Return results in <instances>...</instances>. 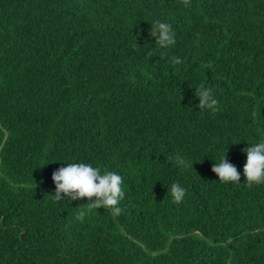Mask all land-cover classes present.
<instances>
[{
    "label": "trees",
    "instance_id": "16d2710c",
    "mask_svg": "<svg viewBox=\"0 0 264 264\" xmlns=\"http://www.w3.org/2000/svg\"><path fill=\"white\" fill-rule=\"evenodd\" d=\"M261 138L264 0H0V264H264V184L211 171ZM80 161L122 175L119 215L53 199Z\"/></svg>",
    "mask_w": 264,
    "mask_h": 264
},
{
    "label": "clouds",
    "instance_id": "9594fccd",
    "mask_svg": "<svg viewBox=\"0 0 264 264\" xmlns=\"http://www.w3.org/2000/svg\"><path fill=\"white\" fill-rule=\"evenodd\" d=\"M150 35L154 44L160 49L170 51L177 45L178 35L172 23L156 19L151 23ZM172 65H180L183 60L179 56H171ZM196 98L199 107L211 112L219 111V100L211 87L200 83L196 88ZM250 146L242 149L246 155V161L242 172L226 159V148L218 161H214L211 171L216 175L219 182L240 183L241 177L249 187L264 184V138L258 139ZM177 163L181 166L192 168L182 155H177ZM55 185L53 199L63 200L67 197L70 201L88 199V205L98 209H110L114 215H119L123 209L119 206L125 196L122 175L106 167H101L90 162H67L66 166L56 169L51 176ZM187 189L180 183H172L170 188L171 197L180 202L184 199ZM63 194V195H62ZM94 198V199H93ZM85 212L79 213L83 217Z\"/></svg>",
    "mask_w": 264,
    "mask_h": 264
}]
</instances>
